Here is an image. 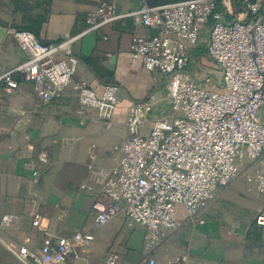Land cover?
<instances>
[{
  "label": "crops",
  "instance_id": "obj_1",
  "mask_svg": "<svg viewBox=\"0 0 264 264\" xmlns=\"http://www.w3.org/2000/svg\"><path fill=\"white\" fill-rule=\"evenodd\" d=\"M112 3L126 14L146 0H0V74L26 60L12 36L20 25L31 24V33L44 44L58 43L87 29V16L102 2ZM153 29L131 20L88 34L74 46L80 64L63 95L41 103L34 87L20 79V88L0 85V264H21L15 252L26 245L38 250L45 231L55 237L87 229L95 240L70 264H264V228L256 218L264 209L258 190L257 165L240 163L241 176L220 188L215 199L186 225L157 247L147 242L144 227L120 212L105 226L95 225L94 204L105 179L122 158L119 149L131 136L127 126L130 108L154 97V109L143 136L156 120H172L167 79L132 61L135 36L150 37ZM210 25L190 48L188 71L209 88L219 85L222 71L208 54ZM87 83L100 93L105 85L119 88V106L111 125L94 109L78 113L79 99L73 87ZM264 120V114H263ZM45 154L48 161L40 160ZM43 217V229L33 226L35 214ZM12 215L11 224H3Z\"/></svg>",
  "mask_w": 264,
  "mask_h": 264
},
{
  "label": "built area",
  "instance_id": "obj_2",
  "mask_svg": "<svg viewBox=\"0 0 264 264\" xmlns=\"http://www.w3.org/2000/svg\"><path fill=\"white\" fill-rule=\"evenodd\" d=\"M131 20L153 29L150 37L135 36L131 57L147 71L167 79L172 120L153 123L142 135L154 109V97L130 108V138L119 148V165L105 179L93 208L95 225L103 227L119 212L147 231L151 248L171 234L195 223L198 215L226 187L241 176L240 163L257 165L256 181L264 195V0H181L142 8L126 14L102 1L87 16V29L76 36L44 44L25 30L12 36L26 55L18 67L0 74V85L20 88L21 77L30 83L41 103L53 101L69 87L80 64L75 44L85 35ZM210 25L208 54L219 66V85L209 88L188 71L190 48ZM80 109H94L111 125L119 106V88L107 84L98 93L87 83L73 87ZM40 160L48 161L42 154ZM12 215L3 217L11 224ZM264 228V209L256 218ZM33 226L43 229V217L35 214ZM95 236L82 229L70 236L55 237L45 231L42 244L32 251L26 245L15 252L21 264H70ZM108 256L106 264H117Z\"/></svg>",
  "mask_w": 264,
  "mask_h": 264
},
{
  "label": "trees",
  "instance_id": "obj_3",
  "mask_svg": "<svg viewBox=\"0 0 264 264\" xmlns=\"http://www.w3.org/2000/svg\"><path fill=\"white\" fill-rule=\"evenodd\" d=\"M177 1H181V0H146L147 4L151 7H155V6H160V5H165V4H169V3H173V2H177ZM19 30H25V31H29L31 32V27H21Z\"/></svg>",
  "mask_w": 264,
  "mask_h": 264
},
{
  "label": "rangeland",
  "instance_id": "obj_4",
  "mask_svg": "<svg viewBox=\"0 0 264 264\" xmlns=\"http://www.w3.org/2000/svg\"><path fill=\"white\" fill-rule=\"evenodd\" d=\"M149 1H151V0H149ZM155 1V0H154ZM31 26V24H25V25H20L19 27H30ZM0 34H3V30H1L0 29Z\"/></svg>",
  "mask_w": 264,
  "mask_h": 264
}]
</instances>
